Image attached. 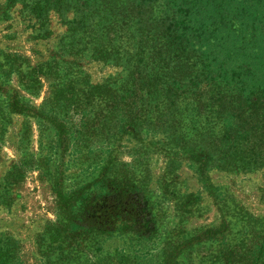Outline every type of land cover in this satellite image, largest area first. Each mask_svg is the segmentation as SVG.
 <instances>
[{"label": "rangeland", "instance_id": "rangeland-1", "mask_svg": "<svg viewBox=\"0 0 264 264\" xmlns=\"http://www.w3.org/2000/svg\"><path fill=\"white\" fill-rule=\"evenodd\" d=\"M47 1L56 0H0V258L6 264H133L140 255L152 264L166 257L169 264H264V170L218 168L225 126L216 113L202 105L196 117L191 98L183 123L194 141L188 147L201 143L212 159L202 173L185 158L191 150L176 155L172 167L154 146L147 150L131 139L110 140L101 86L110 85L122 68L92 60L90 49L103 42L94 32L112 25L108 17L96 23L97 15L122 11L132 1L82 0L74 10V0H62L69 8L38 18ZM164 12L158 0L145 10L143 23L160 29L156 21ZM124 21L114 29L123 33L125 47L136 28ZM84 31L90 40L84 41ZM76 46L87 49L79 62L68 56ZM88 84L100 92L92 95ZM203 92L205 102L208 91ZM84 111L93 113L85 118ZM214 140L218 151L210 150ZM177 145L176 139L172 147ZM110 158L118 168L130 166L141 188L140 199L130 201L135 231L112 228L106 234L108 223L94 219L103 215L102 199L86 213L100 234L82 246L75 238L64 240L56 231L64 222L58 196L67 200L82 189L96 199L93 181Z\"/></svg>", "mask_w": 264, "mask_h": 264}, {"label": "trees", "instance_id": "trees-1", "mask_svg": "<svg viewBox=\"0 0 264 264\" xmlns=\"http://www.w3.org/2000/svg\"><path fill=\"white\" fill-rule=\"evenodd\" d=\"M131 1L122 11L97 15L96 23L108 17L112 25L101 33L94 32L103 42L90 49L92 60L122 68V76L101 86L106 94L110 140L131 139L147 150L154 146L165 153L172 167L176 155L191 150L185 157L190 166L201 173L207 171L212 160L209 153H202L201 143L188 147L194 141L183 131L188 104L193 98L196 117L202 113L203 105L216 113L225 126L223 151L216 161L218 168L228 172L264 170V0H162L163 20L155 18L160 29L151 24L150 28L148 21L143 23L145 10L158 0ZM81 2L74 0L71 9L76 10ZM64 8L69 6L62 0L47 1L37 13V8L32 12L39 18L52 11L59 14ZM124 20L128 27L134 23L136 28L132 39L130 34L126 38L125 47L123 33L114 29L120 22L126 25ZM113 32L117 37L111 39ZM82 33L84 41L90 40L86 31ZM85 50L76 46L68 56L79 62ZM87 86L92 95L101 90ZM203 91H208L205 102ZM92 113L84 111L85 118ZM250 135L254 136L252 147L244 155ZM176 139L178 145L173 148ZM211 143L210 150L218 151L219 142ZM175 150L177 154H173ZM145 157L143 153L142 158ZM116 164L115 158H110L100 167L92 185L99 191L96 199L82 189L71 192L67 200L58 196L64 222L56 231L63 234L64 240L75 238L82 246L100 234L99 229L91 227L86 213L92 203L102 199L103 215L94 219L108 223L106 234L110 235L112 228L116 232L135 231L132 228L136 217L130 201L140 199L142 191L129 173L130 166L123 164L118 168ZM135 260L133 264H152L147 256L138 255ZM169 260L166 257L158 264H169ZM0 264L6 263L0 258Z\"/></svg>", "mask_w": 264, "mask_h": 264}]
</instances>
